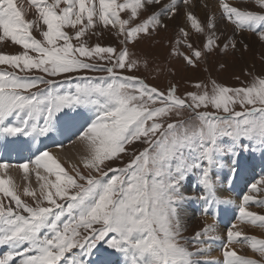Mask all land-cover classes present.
<instances>
[{
  "label": "snow or ice",
  "instance_id": "snow-or-ice-1",
  "mask_svg": "<svg viewBox=\"0 0 264 264\" xmlns=\"http://www.w3.org/2000/svg\"><path fill=\"white\" fill-rule=\"evenodd\" d=\"M180 4L184 22L176 26L170 56L188 66L196 67L209 52L237 49V33L252 32L264 42V0H216V11L208 0H28L36 20L25 19L23 3L0 0V41L23 49L0 53V137H27L30 147L37 137L63 134L80 119L87 125L76 134L82 167L71 165L70 173L39 147L33 159L18 165L25 180L30 164L55 177L38 175L39 194L24 188L31 202L21 198L11 177H0V246L7 248L0 264H90L86 257L101 244L119 254L122 264H220L201 259L204 245L221 239L213 235L215 225L184 237L181 208L193 198L206 206L222 202L215 199L212 170L230 155L236 173L238 150L249 146L244 140L264 149V75L241 87L213 80L210 92L198 83L196 91L179 95L175 83L161 90L133 74L141 62L129 46L167 31ZM198 4L209 10L203 21L192 11ZM40 22L46 29L40 30L42 40L31 32ZM99 25L114 30L119 48L89 45ZM189 25L204 37L202 48L193 47ZM220 25L231 26L232 34ZM6 167L0 164V170ZM193 173L202 190L198 197L183 191ZM258 184L264 185V177L250 191L259 192ZM249 201L264 206L245 194L238 223L264 230V215L248 211ZM237 228H226L222 264H264V239ZM234 244L261 259L238 255Z\"/></svg>",
  "mask_w": 264,
  "mask_h": 264
},
{
  "label": "rangeland",
  "instance_id": "rangeland-1",
  "mask_svg": "<svg viewBox=\"0 0 264 264\" xmlns=\"http://www.w3.org/2000/svg\"><path fill=\"white\" fill-rule=\"evenodd\" d=\"M121 16L122 18H127L126 16H124L123 13L121 14ZM36 19L37 17L35 15V10H31V18L28 20H36ZM167 23L169 24V28L167 31L161 30L159 32L153 33L150 37L141 38L139 42L136 43L134 46L133 45L129 46L130 52L133 53V58L139 59L141 62L140 70L134 72L133 74L140 76L142 79L145 80L146 83L157 86L161 90H165L168 87L169 83H175L178 88V94L183 95L186 91H196L197 89L195 88V85L198 83L201 85H207L208 91L210 92L211 81L213 80L216 81V83L227 87H241L247 85L253 76L264 75V50H262L263 48L257 47V45H255L256 43L255 44L246 43L244 41L242 42L239 41V44L237 45V49L235 50L232 49L231 46H229L227 51L223 53L219 51L209 52L206 55L202 56L201 60L198 61V65L196 67L188 66L181 57L170 56L171 48L176 39V26L172 24V21H167ZM41 29L46 30L45 27L42 25V22H40L39 29L34 27L31 30V32L35 38L42 40V36L40 34ZM67 31L71 33V29H67ZM92 31H94L96 35H91L90 33V39H88L89 45L100 44V46L102 47L103 46H111L114 48L120 47L119 39L115 35L114 30L113 31L106 30L103 28L102 25H99ZM189 31L191 33V37H192L191 42L193 43V47L202 48L204 37L200 36L199 38H197L198 34H196L194 30L190 29ZM221 39L223 40V37ZM235 39L238 40L237 36H235ZM245 44L248 46L247 48L244 47ZM181 50L185 52L188 51V49L186 48H181ZM21 51H23V49L20 46L13 44L11 41H7V42L0 41V53L2 54H9V55L19 54ZM144 60H147L149 62V66L147 70H145L143 67ZM220 65H223V68H221ZM0 67H5V66H0ZM248 73H251L252 75H248ZM34 74L39 75L40 73H34ZM88 75H103V74L88 73ZM237 77H239V79H237ZM209 110L214 111L212 109ZM236 110L240 111L242 109L239 107V105H237ZM243 144H248L249 146L247 150L241 147L239 150H242L243 152L242 151L239 152L238 150L240 154L251 153L253 152V150L254 152L257 150L258 151L263 150L258 145L253 147V145L247 140H244ZM141 147L142 145H140L138 142L135 144V148L139 149ZM131 155H132V150L129 149L128 155L124 157V161L127 162V160L131 157ZM258 168H263L261 163L258 165L256 169ZM253 176H255V174H253ZM193 178H196L195 173L191 175L190 180H186L184 182V186L188 182L194 184ZM213 182L215 183V180H213ZM233 182H234L233 186L237 187L236 189L238 190L235 191L234 188L235 196L243 195V191L236 185L234 180ZM257 187L260 190L264 189V185L259 184ZM200 191L202 190L198 185H192V197H198L201 194ZM258 193H262V192L259 191ZM262 196L264 195L259 196L260 200H264V197ZM193 199L195 200L193 214L186 220L185 223H183L185 228V231L183 232V236L189 239L193 237L194 233L197 230L202 229L205 225L204 216L201 214L202 211L198 208L200 204H204V203L195 198ZM221 206L222 203H220L218 209V212L221 213H219V217L216 219L217 224L215 225V229H216L215 232L217 231V233L213 234L217 237H220L221 239L212 240L209 243H207L208 245H210V247L217 248L216 249L217 251L214 250L213 248L209 249V251L206 250L205 252L206 255L201 258L203 260L205 259L213 260L212 256L214 255V253H217L218 256H222L223 249L221 245L224 241L226 228L227 226H229V224H224L222 223L223 221H221L225 214L224 212L225 210H223ZM257 206L258 205L255 202L251 203V207L255 209L253 212L260 215H264V207L262 206L257 207ZM254 229L262 230L255 226ZM252 236L257 237V239H264V235H262L259 232L258 233L253 232ZM102 245L104 244H101L99 246ZM232 247L235 248L238 255L257 259V260L261 259L258 254L252 252L251 249L248 248L246 245L234 244Z\"/></svg>",
  "mask_w": 264,
  "mask_h": 264
},
{
  "label": "bare ground",
  "instance_id": "bare-ground-1",
  "mask_svg": "<svg viewBox=\"0 0 264 264\" xmlns=\"http://www.w3.org/2000/svg\"><path fill=\"white\" fill-rule=\"evenodd\" d=\"M16 3H23L24 5V12H25V19H30L31 18V10L28 6V0H15ZM209 4L211 5L212 11H216L217 4L216 0H208ZM231 3L236 4L240 2V0H230ZM244 3H247V0H243ZM179 3V0H178ZM196 17L203 21L208 14V9L203 8L201 5H197L195 8L192 9ZM184 8L183 5L180 4V15L177 16L175 21H172V24L174 26H178L183 24L184 20ZM221 30L224 32L225 35H230L232 34V27L228 25H220ZM188 30H190V25L188 26ZM237 38L236 40L239 44V41H244L246 43H253L257 45V47H262L264 50V42H261L258 38V36L252 32L244 31L241 33H237ZM83 111V110H81ZM85 115H90L89 113H86ZM81 125L86 127L87 125L84 123L83 119H80L79 122L72 127L70 130L64 132L63 134H59L56 132L51 133L48 136L42 137V141L48 143V147L42 148L40 147V137H37L32 143L35 145V148L37 147L40 148L41 151L43 150H49L51 151L54 156L58 158V160L61 162L62 166L71 173V165H75L77 167H82L80 158L83 155V152L81 150V146L78 141H76V134H78V130L81 129ZM11 142L10 145L14 146V154H10V157H17L19 154V150L17 149L18 145L20 143H23L26 139L25 137H10ZM62 144L63 147H59V145ZM240 152V151H239ZM246 153V152H245ZM3 156V153H0V157ZM239 166L238 170L236 173L231 172V168L233 166L232 164V158L230 155H226L222 159V164L223 167H218L214 168L212 170V179L215 180L214 183V194H215V199L217 201H222L218 203H211L210 205H207L205 207H200L199 209L204 212V220H205V225L206 224H213L216 225V219L219 217L218 209L220 206V203H222L221 208L225 210V214L223 216V221L222 223L224 224H238V228L235 230H240L244 232L246 235L252 236L253 232L256 233H261L264 235L263 230H256L254 229V226L251 224L244 225V224H239L237 217L239 215V206L242 203L243 196L245 194L252 195L255 200L259 199L260 195H264V189L260 190L262 193L250 191V185L252 183L257 182L260 180L261 177H264L263 174H258L256 173V168L258 165L261 163L262 167L261 170L264 172V149L260 151H255L251 153H246V154H240L239 153ZM3 170H0V177H4L5 174L7 176L11 177L14 184L16 185L17 191L21 194V198L24 200H27L28 202H31L30 197H24L23 196V190L25 187H28L29 190L37 192L39 194V184L40 181L38 180V175L40 176H46L50 180H54L55 177L49 175L46 173L43 169H35L33 170V166L30 164L29 165V172H28V179L25 180V174L19 169L18 166H16L14 163L7 165ZM256 169V170H254ZM227 175H225V174ZM255 174V176H253ZM235 181L236 185L243 191V195L241 196H235L234 188L235 191L237 190L235 186H233ZM194 184L188 182L184 187L183 191L185 192L186 196H191L192 197V185H198L197 184V179L193 178ZM259 185V184H258ZM257 185V186H258ZM195 187V186H194ZM238 191V190H237ZM240 191V190H239ZM198 192V191H197ZM201 192V191H200ZM199 194V193H198ZM237 194V193H236ZM238 195V194H237ZM240 195V194H239ZM264 197V196H262ZM253 201H249L247 204V210L253 212L255 209L251 207V203ZM194 203L195 200H186L183 202L182 208H181V219L182 223H185L186 220L192 216L193 214V209H194ZM205 205V204H202ZM14 206V205H13ZM256 206V205H255ZM258 207V206H257ZM264 207V206H262ZM205 208H207V211L205 212ZM263 209V208H262ZM202 218V216H201ZM221 223V224H222ZM197 224V223H196ZM204 225V226H205ZM222 231V230H221ZM220 232V231H219ZM224 232V231H223ZM217 233V231L215 232ZM218 235V234H217ZM204 247L209 251V249H214L216 250L217 248L215 247H210V245L206 244ZM235 249V248H234ZM7 251L6 246H0V255H2L3 252ZM217 251V250H216ZM215 251V252H216ZM95 249L92 251L91 255L89 257H86V261H90V264H99V259L100 257H96L93 254L95 253ZM214 252V251H213ZM209 253V252H208ZM115 253L109 254L110 259L116 260L117 257L114 255ZM210 254V253H209ZM119 255V254H118ZM206 255V254H205ZM204 255V256H205ZM211 256V255H208ZM102 257H106L105 253L102 252ZM213 260L219 261L220 264H222L223 256H218L217 253H214L212 256ZM205 259V258H204ZM203 260V259H202ZM118 264H122V257L119 255L118 259L116 260Z\"/></svg>",
  "mask_w": 264,
  "mask_h": 264
}]
</instances>
